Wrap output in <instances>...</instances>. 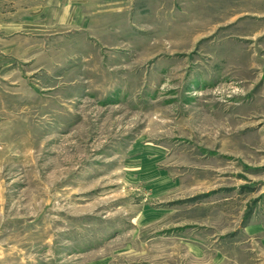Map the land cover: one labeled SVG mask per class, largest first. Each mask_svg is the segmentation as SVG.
I'll use <instances>...</instances> for the list:
<instances>
[{
	"label": "rangeland",
	"instance_id": "obj_1",
	"mask_svg": "<svg viewBox=\"0 0 264 264\" xmlns=\"http://www.w3.org/2000/svg\"><path fill=\"white\" fill-rule=\"evenodd\" d=\"M0 264H264V0H0Z\"/></svg>",
	"mask_w": 264,
	"mask_h": 264
},
{
	"label": "crops",
	"instance_id": "obj_2",
	"mask_svg": "<svg viewBox=\"0 0 264 264\" xmlns=\"http://www.w3.org/2000/svg\"><path fill=\"white\" fill-rule=\"evenodd\" d=\"M249 228V230H251V231H255V230H253V227L251 226V227H248ZM259 231V230H258Z\"/></svg>",
	"mask_w": 264,
	"mask_h": 264
}]
</instances>
